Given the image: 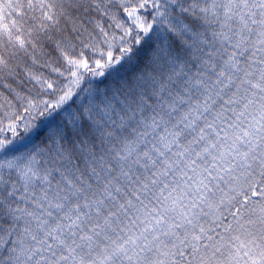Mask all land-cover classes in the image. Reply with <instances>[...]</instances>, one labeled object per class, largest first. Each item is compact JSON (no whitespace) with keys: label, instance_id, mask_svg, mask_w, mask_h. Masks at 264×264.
Listing matches in <instances>:
<instances>
[{"label":"snow or ice","instance_id":"snow-or-ice-1","mask_svg":"<svg viewBox=\"0 0 264 264\" xmlns=\"http://www.w3.org/2000/svg\"><path fill=\"white\" fill-rule=\"evenodd\" d=\"M0 264H264V0H0Z\"/></svg>","mask_w":264,"mask_h":264}]
</instances>
